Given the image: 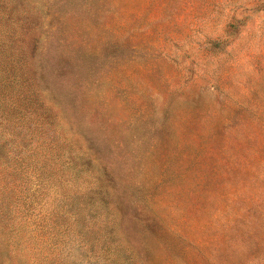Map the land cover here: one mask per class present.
<instances>
[{"label":"rangeland","instance_id":"rangeland-1","mask_svg":"<svg viewBox=\"0 0 264 264\" xmlns=\"http://www.w3.org/2000/svg\"><path fill=\"white\" fill-rule=\"evenodd\" d=\"M5 1L0 264H264V0Z\"/></svg>","mask_w":264,"mask_h":264},{"label":"trees","instance_id":"trees-1","mask_svg":"<svg viewBox=\"0 0 264 264\" xmlns=\"http://www.w3.org/2000/svg\"><path fill=\"white\" fill-rule=\"evenodd\" d=\"M5 0H0V20L3 19L5 13ZM4 53L3 50H0V54ZM9 51H7V54ZM12 54V53H11ZM11 54L7 56L8 59H11ZM12 58L15 56L12 54ZM1 65V64H0ZM1 66V70L4 74L7 75V67ZM12 68V65H11ZM10 68V73L11 69ZM6 97H3L5 100ZM27 100V98H25ZM3 106V105H2ZM10 132V131H9ZM25 137L29 136L32 141H28L25 137L23 142L20 145V153L22 156V163H26L27 167L32 168V174L35 175L36 179L42 182L48 183H59V189L65 185L66 181L63 178V166L59 161L62 160L64 153L62 148L57 146L50 134L43 129H29ZM13 137V132L10 133ZM21 134L18 132V138ZM34 140V141H33ZM60 164V165H59ZM63 194H66L65 189H61Z\"/></svg>","mask_w":264,"mask_h":264}]
</instances>
